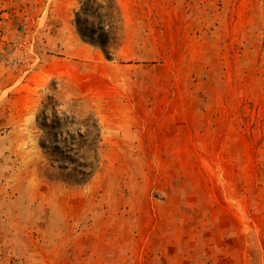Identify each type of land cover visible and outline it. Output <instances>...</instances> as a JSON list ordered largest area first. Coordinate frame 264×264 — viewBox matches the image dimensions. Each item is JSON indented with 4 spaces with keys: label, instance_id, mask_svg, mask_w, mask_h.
<instances>
[{
    "label": "rangeland",
    "instance_id": "374dc122",
    "mask_svg": "<svg viewBox=\"0 0 264 264\" xmlns=\"http://www.w3.org/2000/svg\"><path fill=\"white\" fill-rule=\"evenodd\" d=\"M82 1L0 0V264H264V0Z\"/></svg>",
    "mask_w": 264,
    "mask_h": 264
},
{
    "label": "trees",
    "instance_id": "16d2710c",
    "mask_svg": "<svg viewBox=\"0 0 264 264\" xmlns=\"http://www.w3.org/2000/svg\"><path fill=\"white\" fill-rule=\"evenodd\" d=\"M74 24L80 33L92 35L97 33V44L103 51L105 57L110 59V50H114L121 42L122 23L119 8L115 0H84L74 12ZM87 122H91V129L99 137V126L93 115L89 114ZM91 133L83 135L86 137ZM84 167H89L85 164Z\"/></svg>",
    "mask_w": 264,
    "mask_h": 264
},
{
    "label": "crops",
    "instance_id": "0c3cea01",
    "mask_svg": "<svg viewBox=\"0 0 264 264\" xmlns=\"http://www.w3.org/2000/svg\"><path fill=\"white\" fill-rule=\"evenodd\" d=\"M21 87H22V86H21ZM6 88H7L6 86H0V91H4V90H6ZM8 88H11V86L8 87ZM33 88L36 89L37 87H35V86H34V87L31 86V88L29 87V89H33ZM18 89H20V88H18ZM21 89H22V88H21Z\"/></svg>",
    "mask_w": 264,
    "mask_h": 264
}]
</instances>
